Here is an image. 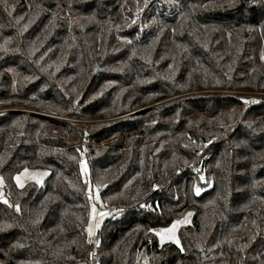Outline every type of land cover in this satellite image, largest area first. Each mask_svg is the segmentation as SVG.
Masks as SVG:
<instances>
[{
    "label": "trees",
    "instance_id": "trees-1",
    "mask_svg": "<svg viewBox=\"0 0 264 264\" xmlns=\"http://www.w3.org/2000/svg\"><path fill=\"white\" fill-rule=\"evenodd\" d=\"M200 89L264 90V0H0V264H264V100Z\"/></svg>",
    "mask_w": 264,
    "mask_h": 264
},
{
    "label": "rangeland",
    "instance_id": "rangeland-1",
    "mask_svg": "<svg viewBox=\"0 0 264 264\" xmlns=\"http://www.w3.org/2000/svg\"><path fill=\"white\" fill-rule=\"evenodd\" d=\"M258 91H264V90H258ZM252 93H253V91H252ZM4 110H7V109H4V108L3 109H0V113H2V111H4ZM69 120L70 121H77L78 119H69ZM86 121L90 122V121H95V120H86ZM85 167L87 169L86 172H84V170H83ZM80 170H81V174H82V177H83V181H84L85 187L87 188L88 192L91 194L92 193L93 185L90 182L89 165H88V161H87V158H86L85 154H82V157H81ZM44 177H45V175H44L43 172H37V171H34V172H25V173H23L20 176V183L24 184L25 182H27L29 180L30 181L31 180L32 181H36V182L39 181L38 183H43ZM104 205L109 206L106 203H103L102 204V202H99L97 205H95L96 206V209H97V215L93 216L92 211L90 212V219H89L88 226H87V234H88V237L93 242L96 241V238L98 236L99 230L101 229V227L104 224L105 220L108 218V215H106L104 217H100L98 215V213H100V212H106V208H105ZM92 206L93 205H91V210H92ZM192 216H193V212L192 211H188L182 218L176 220V221H180V223L177 224L176 231H175V236H176V238L178 240H179V237H178V230H179V228L182 225L189 224L192 221ZM97 223H99V225H100L99 228L95 227V225ZM90 226L92 227V234L91 235H89V231H88V229H89ZM170 226H171V224L169 226H167V227H170ZM162 229H160L157 233H159ZM157 237H158V241L160 243H164V242H167V241L174 242L173 240L167 239V237L163 241H161L159 235H157Z\"/></svg>",
    "mask_w": 264,
    "mask_h": 264
},
{
    "label": "built area",
    "instance_id": "built-area-1",
    "mask_svg": "<svg viewBox=\"0 0 264 264\" xmlns=\"http://www.w3.org/2000/svg\"><path fill=\"white\" fill-rule=\"evenodd\" d=\"M253 91V93H252ZM208 93V92H223V93H231V94H244L252 97V101H255L254 103H260L261 101L264 100V91H254V90H218V89H200V90H195L188 92L186 94L182 95H189V94H194V93ZM255 93V94H254ZM9 110H4L2 113L8 112ZM100 187H96L92 190V193L90 194V202L91 204L97 205L99 203V199H96L97 196H99L101 192ZM106 208V212L108 213V217H119L121 213L123 212L122 209L118 208L116 205H104ZM100 238H97L94 244L93 248V254H97L98 247L100 246Z\"/></svg>",
    "mask_w": 264,
    "mask_h": 264
},
{
    "label": "snow or ice",
    "instance_id": "snow-or-ice-1",
    "mask_svg": "<svg viewBox=\"0 0 264 264\" xmlns=\"http://www.w3.org/2000/svg\"><path fill=\"white\" fill-rule=\"evenodd\" d=\"M244 102L245 103H254L255 101H247V100H245ZM83 170H84V172H86L87 171L86 167ZM25 172H27V169H25ZM44 175H46V173H44ZM14 179L16 180L17 185L19 187H23L24 186L22 183H20V177H19V175H17L16 177H14ZM37 182H39V181H37ZM2 183H3V178L0 177V184H2ZM194 190L197 192V194L200 191V189L198 187L195 188ZM96 199H99V196H97ZM2 202L5 203V204H8V201L6 199L3 200ZM16 210L17 211L20 210L18 205L16 206ZM91 211H92L93 216L97 215V209H96L95 204H93ZM98 215L100 217H104V216L108 215V213L107 212H100V213H98ZM179 223H180V221H175V222H173L171 224L170 227H165L159 233H157V235L160 236L161 241H163L167 237V239L173 240L174 242H176L177 244H179V240L175 236L176 227H177V224H179ZM5 227H8V225H5ZM95 227L99 228L100 227L99 223H97L95 225ZM88 231H89V235H91L92 234V227L91 226L89 227ZM150 231H152V230L150 229Z\"/></svg>",
    "mask_w": 264,
    "mask_h": 264
},
{
    "label": "water",
    "instance_id": "water-1",
    "mask_svg": "<svg viewBox=\"0 0 264 264\" xmlns=\"http://www.w3.org/2000/svg\"><path fill=\"white\" fill-rule=\"evenodd\" d=\"M205 254L203 253V256H204Z\"/></svg>",
    "mask_w": 264,
    "mask_h": 264
}]
</instances>
